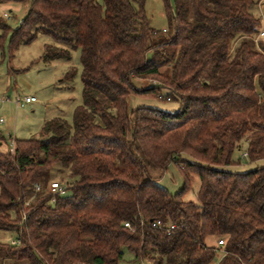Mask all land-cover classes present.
Segmentation results:
<instances>
[{
	"label": "trees",
	"instance_id": "trees-1",
	"mask_svg": "<svg viewBox=\"0 0 264 264\" xmlns=\"http://www.w3.org/2000/svg\"><path fill=\"white\" fill-rule=\"evenodd\" d=\"M13 1L24 0L0 3ZM146 1L31 0L16 30L0 17L10 52L43 34L62 45H46L44 61L76 49L83 69L72 124L56 118L14 153L0 133V231L18 242L0 243V264H264V165L225 170L244 145L250 163L264 161V47L251 11L262 0L170 10L164 0L171 31L151 26ZM171 163L184 178L175 194L160 183ZM54 166L65 182L50 180ZM194 179L197 202L185 199Z\"/></svg>",
	"mask_w": 264,
	"mask_h": 264
},
{
	"label": "rangeland",
	"instance_id": "rangeland-1",
	"mask_svg": "<svg viewBox=\"0 0 264 264\" xmlns=\"http://www.w3.org/2000/svg\"><path fill=\"white\" fill-rule=\"evenodd\" d=\"M103 4V0H97ZM31 0L22 2L0 3V17L7 20L11 30H16L29 10ZM174 7V0H169V10ZM151 26L159 31L172 30L169 14L164 0H147L145 6ZM252 13L261 20V31L264 30V0L251 9ZM10 33L0 30V133L5 137L3 151L8 150L10 137L19 140L38 139L44 125L56 118L73 123L74 112L83 102L81 51L71 50L70 60L44 61L46 45L61 47L52 38L39 34L30 44H22L17 50L9 51ZM259 44L264 47V37H257ZM75 68L73 78L67 79L68 73ZM149 83V82H147ZM35 97L37 102L17 106L16 98ZM9 98V101H2ZM131 106H152L164 111L175 113L179 104L161 102L154 99L133 98ZM246 145L236 151V165L226 167L230 172H248L264 165V161L250 163L244 155ZM51 181L65 182L64 173L59 166H54L49 174ZM161 185L175 194L183 188L184 178L175 165L171 163L160 181ZM199 182L194 179L190 190L185 194L188 201L197 202ZM17 235L13 231H0V243H11ZM220 244V241L219 243ZM220 255L217 257V259ZM5 264H20L12 260ZM123 264H134L131 257L126 255Z\"/></svg>",
	"mask_w": 264,
	"mask_h": 264
},
{
	"label": "built area",
	"instance_id": "built-area-1",
	"mask_svg": "<svg viewBox=\"0 0 264 264\" xmlns=\"http://www.w3.org/2000/svg\"><path fill=\"white\" fill-rule=\"evenodd\" d=\"M260 37H264V30L260 33ZM10 99L9 98H3L2 101H9ZM36 98L35 97H25V98H16L14 100V103L17 105V106H23L25 104H31V103H34L36 102ZM5 121L3 118H0V124H3ZM10 144H9V152L10 153H14L15 151V140L10 137ZM244 157H247L246 155H244ZM39 189V188H38ZM49 191L52 192V193H58L60 192L61 194H64V190L63 188L60 187L59 184H57L56 182L50 184V187H49ZM126 227H130L129 224H126ZM152 227L154 228H167V229H174V225H172L171 223H165L163 224L161 221H157V222H154L152 223ZM13 245L17 244L18 242L16 240H13L11 242ZM219 245H224V241H220V244Z\"/></svg>",
	"mask_w": 264,
	"mask_h": 264
},
{
	"label": "crops",
	"instance_id": "crops-1",
	"mask_svg": "<svg viewBox=\"0 0 264 264\" xmlns=\"http://www.w3.org/2000/svg\"><path fill=\"white\" fill-rule=\"evenodd\" d=\"M36 102H37V101H36ZM36 102H34V103H36ZM18 107H19V106H18ZM220 257H221V256H220ZM220 257H219V258H220Z\"/></svg>",
	"mask_w": 264,
	"mask_h": 264
},
{
	"label": "bare ground",
	"instance_id": "bare-ground-1",
	"mask_svg": "<svg viewBox=\"0 0 264 264\" xmlns=\"http://www.w3.org/2000/svg\"><path fill=\"white\" fill-rule=\"evenodd\" d=\"M14 139V138H13ZM15 140V139H14Z\"/></svg>",
	"mask_w": 264,
	"mask_h": 264
}]
</instances>
